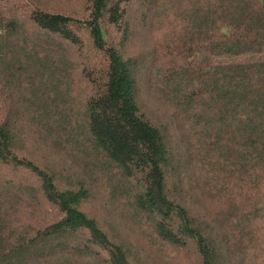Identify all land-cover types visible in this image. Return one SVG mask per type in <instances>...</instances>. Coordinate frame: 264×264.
<instances>
[{
	"label": "trees",
	"instance_id": "trees-1",
	"mask_svg": "<svg viewBox=\"0 0 264 264\" xmlns=\"http://www.w3.org/2000/svg\"><path fill=\"white\" fill-rule=\"evenodd\" d=\"M48 1L0 0V264H145L108 221L84 210L103 191L108 206L120 199L121 213L144 217L158 240L194 250L200 264L218 263L210 237L229 216L260 247L264 0H79L82 14ZM131 21L165 37L154 36L148 56L130 54L139 40L126 48ZM145 56L169 67L161 76L150 63L172 110L162 121L137 95ZM175 127L187 128L175 142L184 139L190 156L171 153L166 135ZM37 141L67 156L63 167H41ZM217 149L237 158L243 179L232 194L241 205L200 222L180 194L195 166L205 172L201 192L228 199L224 186L235 176L226 170L220 187L207 176Z\"/></svg>",
	"mask_w": 264,
	"mask_h": 264
},
{
	"label": "rangeland",
	"instance_id": "rangeland-1",
	"mask_svg": "<svg viewBox=\"0 0 264 264\" xmlns=\"http://www.w3.org/2000/svg\"><path fill=\"white\" fill-rule=\"evenodd\" d=\"M45 6L61 13L77 11L82 14V12H85L79 0L73 2L66 0H51L48 1ZM131 19L135 20L133 17L129 18V20ZM130 23L132 24V27L129 30L130 43L126 45V48L131 47L139 40L135 47L132 49L129 48L130 54L135 55L142 52V54L148 56L154 43L151 41L155 38L154 36H159L157 34V29L151 28L149 31H144L137 23L133 21ZM159 37H161L162 40L165 38L163 35ZM147 56H145V62L141 65L140 71L135 76L138 83L137 95L139 100H141L142 109L147 110L149 113L148 116H152L154 120L162 121L166 115H170L167 111L172 112V110L165 109L163 103L160 101V95L156 91V88L161 87L157 80L152 77L151 65L152 62H156L155 65L160 68L159 74L161 76L169 67L167 66V61L162 59V56L157 59L148 58ZM147 66L148 69L146 70ZM186 129L187 128L180 129V127H175L167 132L166 136L169 138L171 153L176 154L179 152L181 154L183 153L185 157L190 156V152L186 151V145L183 143L184 139H182L181 144L175 142V133L178 132L179 135H184V133L187 132ZM37 142L33 154L34 157L38 159L41 167L44 169L51 168L53 165L57 168L63 167L62 165L65 163L67 156H64L52 147H46V142ZM221 152L223 151H219L218 149L212 150L209 155V164L217 166V168L215 171L211 172L210 175L207 174V176H210V180L216 182V187L224 185L226 178L229 177L227 174L232 173L233 176H235L226 186H224L229 188L227 190V194L229 195L228 199H225L220 195H209L201 192L199 189L201 186L200 179L205 172L202 170L201 173H197L194 168L195 166H193L190 172L186 175L187 182L180 194L181 198L186 197L185 201H182V204H185L188 209L191 210L190 214H195L194 218L200 222L212 220L214 216L223 211H227L229 208H236L239 211V205H241L240 198L234 197L232 193H238L241 191V179H243V177L236 176L235 173L240 174L242 171H237V167L233 170V162L237 160L233 151H227L225 158H223V154H220ZM68 161L69 160H67V162ZM262 171H264V169ZM197 178L200 182L194 180ZM116 180L118 181V179ZM175 181H178V178ZM175 181H173V184H175ZM173 190V186L172 189L170 187V192ZM105 196V192H101L98 203L93 204L92 206H85L84 210L90 216L98 217L101 225L105 221H108V223L112 225L111 227L115 229V232L118 233L119 239H116V241L119 244L122 243L126 245V243H128L132 247L131 253L136 255L140 262H144L145 264H200V258H198L194 250L176 251L172 248L173 246L161 242L153 232V226L150 225L147 219L143 217L140 221H134L129 215L120 212V205L122 206L123 204L120 199L116 201L119 204V208H115L112 205H107ZM235 221L237 222V220H234L229 216L227 217L226 222L222 223L221 221H218L216 223L217 228H220L218 231L221 230L220 232H222V234H220L216 231V236L218 238H215L214 236L210 237L214 240L217 253L220 254V259H218V263L216 264H254L256 258H258L257 264H263L264 254L260 255L257 250L258 247L259 249H262L261 251H264L263 234L258 236L261 246L259 247L256 245L255 247L249 242L247 235L240 234L241 230L238 229L237 223L234 224ZM116 222H119V224L115 225ZM149 234H151V237ZM226 235H228L227 240L224 243L221 242V239ZM120 238L122 241H119Z\"/></svg>",
	"mask_w": 264,
	"mask_h": 264
}]
</instances>
